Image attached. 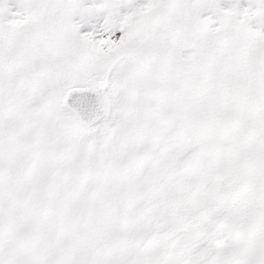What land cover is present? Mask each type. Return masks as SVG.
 <instances>
[{"label": "snow or ice", "instance_id": "snow-or-ice-1", "mask_svg": "<svg viewBox=\"0 0 264 264\" xmlns=\"http://www.w3.org/2000/svg\"><path fill=\"white\" fill-rule=\"evenodd\" d=\"M0 264H264V0H0Z\"/></svg>", "mask_w": 264, "mask_h": 264}]
</instances>
